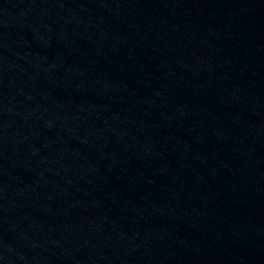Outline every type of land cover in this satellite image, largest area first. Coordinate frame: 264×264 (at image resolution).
Returning a JSON list of instances; mask_svg holds the SVG:
<instances>
[{
	"label": "water",
	"instance_id": "95a60500",
	"mask_svg": "<svg viewBox=\"0 0 264 264\" xmlns=\"http://www.w3.org/2000/svg\"><path fill=\"white\" fill-rule=\"evenodd\" d=\"M0 264H264V0H0Z\"/></svg>",
	"mask_w": 264,
	"mask_h": 264
}]
</instances>
